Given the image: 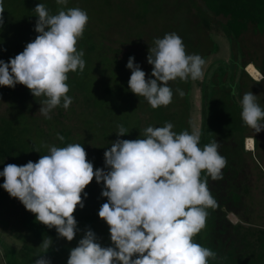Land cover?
<instances>
[{
    "label": "clouds",
    "instance_id": "1",
    "mask_svg": "<svg viewBox=\"0 0 264 264\" xmlns=\"http://www.w3.org/2000/svg\"><path fill=\"white\" fill-rule=\"evenodd\" d=\"M56 2L64 5L67 0ZM3 11L0 0V25ZM34 11L38 16L34 30L39 35L8 62L0 60V86L22 84L34 97H46L39 112L50 119L49 113L62 99L64 109L72 104L67 95V73L82 72L85 67L84 52L77 51L76 44L88 16L79 8L50 15L42 3ZM154 44L147 56L154 79L146 80L134 57H129L126 67L132 73L128 82L131 92L145 97L155 109L171 103L169 81L202 79L205 60L198 54H186L176 33L155 39ZM177 92L184 95L180 89ZM241 105L245 124L257 133L264 130L260 123L264 110L256 95L245 93ZM118 128V136L127 132L122 125ZM172 129L173 124L166 122L163 127L144 129V139H117L104 153L107 171H94L79 143L51 146L49 154L41 155L37 162L6 165L0 172L2 187L35 214L36 221L54 227L60 237L72 241L77 230L73 214L78 205L84 207L81 194L94 178L103 182L101 194L107 202L98 216L109 225L114 247H101L95 233L87 230L78 246L70 250L67 264H208V258L215 259L216 253L193 242V237L206 225V209L216 207L217 202L200 175L206 171L213 180L221 179L227 160L218 153L217 140L201 150L198 132L177 134ZM51 244L47 238L39 247L46 253ZM35 264H50V260L43 255Z\"/></svg>",
    "mask_w": 264,
    "mask_h": 264
},
{
    "label": "rangeland",
    "instance_id": "2",
    "mask_svg": "<svg viewBox=\"0 0 264 264\" xmlns=\"http://www.w3.org/2000/svg\"><path fill=\"white\" fill-rule=\"evenodd\" d=\"M115 2L122 3L123 8L131 9L134 0L125 2L115 0ZM161 7L163 10L159 15H156L154 7H151L146 23L143 24L138 23L137 19L130 14L125 15L121 11L108 14L107 18L111 22L109 26L102 21L99 22L93 16L89 19L96 39L101 43L106 54L121 58L130 53L134 57V63L146 73V80L155 78L152 76L153 66L147 61L149 49L155 46V39H162L166 34L176 33L183 41L186 54H198L205 60L202 79L177 78L168 82L173 95L170 104L161 106V119L153 116L146 102L139 107V113H136L138 123L133 136H118V130L116 131L107 120L103 122L102 118H100L101 122L98 121L99 118L97 120L92 107L87 105L81 95L72 98V104L68 109L63 110L62 115L58 114L56 107L49 113L51 118L46 119L39 112L40 103H35L31 107V115L45 131L51 134V139L54 141L59 128L69 130L74 138L85 139L89 152L99 160L97 169L107 171L104 153L111 148L112 143L117 139H144V129L149 126L163 127L166 122H170L173 124L172 131L177 134L187 130L190 134L195 131L200 135V111L203 99L201 85L208 92L212 90L214 92L211 98L212 111L207 123L209 143L215 140L219 142L218 153L226 158L227 164L221 170V179L213 180L205 172L207 187L217 202L216 207L206 209L208 215L203 229V247L216 253L215 259L208 258V264H264V250L260 252L248 250V247L259 248L258 242H254L257 237H251L253 233L247 234V229L237 230L234 226L260 227L264 221L262 219L264 218L262 216L264 214V171L262 172L256 166L252 153L244 148L245 144L241 141L244 135L245 138L242 140L245 142L246 135L259 138L264 134L263 130L257 133L255 129L247 126L242 120L241 113H237L236 109L237 105L242 106L243 95L252 92L256 95V102L264 110V80L254 81L263 76L255 66L261 63L264 56V35L249 25L237 40L228 42L214 26L223 18L207 10L202 0H163ZM199 13L208 18L213 25L212 30L207 31L202 26ZM209 37L216 42L214 48L217 47V50L214 53L209 50L211 49ZM189 38L191 42L188 41ZM230 54L235 59L233 62L230 61ZM250 62H253L255 66ZM249 64H252L262 76L251 75L250 69H247ZM241 66L246 74H242ZM235 82L240 83V87L236 85L237 83L233 85ZM177 89L182 90L184 95L180 96ZM229 90L231 91L230 99L234 95L237 102L234 106L226 97V92ZM232 109H234L233 112ZM5 114H7V107L2 101L0 116ZM260 123L264 124L262 121ZM258 154L257 148V156ZM257 162L259 163V159ZM93 183L95 194L100 198L102 206L107 202V198L101 194L104 184L97 183L95 178ZM22 205L16 199L8 206L0 208V264H11L12 258L9 256L11 254L15 255L22 264H30L28 257L31 255L37 259L45 255L50 260V264H67L70 255L67 249H72L70 245L73 248L77 247L85 234L77 233L75 240L72 241L63 238L52 239V244L45 253L39 247L43 240L36 239L21 224ZM252 208L256 210L245 211ZM92 231L96 235V242L101 247H114L110 239L109 225L99 216L96 217ZM235 236H243L245 240H238ZM248 240L250 244L246 243ZM256 258H262V261Z\"/></svg>",
    "mask_w": 264,
    "mask_h": 264
},
{
    "label": "trees",
    "instance_id": "3",
    "mask_svg": "<svg viewBox=\"0 0 264 264\" xmlns=\"http://www.w3.org/2000/svg\"><path fill=\"white\" fill-rule=\"evenodd\" d=\"M162 2L163 0H134L135 7L133 8L132 5L130 9L123 8L122 3L117 4L115 0H67L64 5L57 4L56 0H2L4 11L2 13L3 25H0V60L8 62L10 58L21 53L27 43L34 41L39 35L34 30L38 19L37 13L34 11L37 4H44L50 15H56L61 10L67 11L69 8H79L85 11L88 22L83 36L78 39L76 44L77 51L84 52L82 58L85 61V67L82 72L77 69L75 72L67 73L66 83L69 87L67 95L71 98L81 95L87 105L92 107L99 122L107 120L116 131H119L118 125H122L127 129L123 136L132 137L137 129L138 117L136 113H139V107L147 102L148 110L157 119L162 118V108L160 106L154 109L145 97L137 96L131 92L128 82L132 73L126 67L129 57H132L131 54H125L121 58L116 55H107L101 43L97 41L89 19H91L90 16H93L99 22L102 21L106 26H109L111 22L107 18L108 14L121 11L125 15L130 14L137 19L138 23L143 24L146 23L151 7H154L156 15L162 13ZM202 2L207 10L215 16L223 18L214 26L228 42L237 40L249 25L264 35V0H202ZM198 16L202 26L207 31L212 30L213 25L208 18L201 13ZM209 40L211 47L209 50L214 53L217 50V47L214 48L216 42L211 37ZM188 41L191 42V38ZM185 44L188 45L186 42ZM203 51H205V47ZM230 58L231 62L235 60L232 54H230ZM243 67L241 66V72L246 74ZM255 67L264 75V56L261 63ZM234 84L239 86L240 83L235 82ZM201 90L203 99L201 101V131L198 147L203 150L204 145L209 144L210 140L207 123L212 111L211 98L214 92L212 90L208 92L202 85ZM230 96L231 91L229 90L226 92V97L234 106V103L237 102L234 95L231 99ZM44 99H46L44 96L34 97L31 91L22 84H16L14 88L0 86V102H5L7 107V114L0 116V172L8 164L23 166L29 161L37 162L41 155L49 154L51 146L62 148L69 143H79L84 147L87 160L93 164L95 171L99 166V160L89 152L85 139L74 138L70 135L69 130L59 128L54 141L51 139V134L45 131L31 115V107L35 103H41ZM241 108L242 106L237 105V113H241ZM63 110L62 99L60 106H57L58 114L62 115ZM100 118H102L101 121ZM103 128H105L104 125ZM58 135L64 137L63 141L58 138ZM205 172H201L200 179L202 181L205 180ZM3 183L4 177L0 176V208L8 206L17 199L11 197L3 189ZM84 193L87 195L85 196ZM84 193L81 194L84 207L81 208L78 205L73 214L77 221L76 234L79 232L85 234L87 230H94V222L101 207L100 198L95 194L93 181L86 186ZM20 221L22 226L38 240L62 238L54 227L48 228L36 221L35 214L26 210L24 205H22ZM203 229L193 237V242L201 246L204 244ZM70 248L73 249L71 245ZM67 251L70 254V250L67 249ZM9 256L12 258L11 264H22L15 255ZM36 259L32 255L28 257L30 264H35Z\"/></svg>",
    "mask_w": 264,
    "mask_h": 264
},
{
    "label": "crops",
    "instance_id": "4",
    "mask_svg": "<svg viewBox=\"0 0 264 264\" xmlns=\"http://www.w3.org/2000/svg\"><path fill=\"white\" fill-rule=\"evenodd\" d=\"M250 63H253V62H250ZM253 65H254V63H253ZM261 80L262 81L264 80V75L262 76L261 79H258V80L254 79L255 82H259ZM262 122L264 123V120H262ZM263 134H264V130H263ZM246 138H251V142L252 143H251V146L250 147H247L246 141H245L244 144H245L246 147L244 146V148L248 152L252 153V156H253L254 162L256 163V166L259 167L260 170L263 172L264 170H262V169H264V135L261 136V137H259V138L258 137L255 138V137H253V135H246ZM257 148L259 149L258 156H257ZM258 159H259V163L260 164L257 162ZM255 210L256 209L252 208V209H246L245 211L246 212H253ZM262 216L264 217V214ZM262 219H264V218H262ZM234 226L237 228V230L242 229V228L243 229H247V231H246L247 234L253 233V235L251 237H257L256 239H254L255 240L254 242H258L259 248H256V249H253L252 248V249H250L248 247V250H250L252 252L253 251L260 252L261 250H264V221L262 222V225L260 227H254V226L250 227V226H243V225L242 226L234 225ZM235 237H237V236H235ZM237 238H238V240H245V238L243 236H238ZM246 243L250 244V241L248 240ZM256 260L262 261V258H258V259L256 258Z\"/></svg>",
    "mask_w": 264,
    "mask_h": 264
},
{
    "label": "bare ground",
    "instance_id": "5",
    "mask_svg": "<svg viewBox=\"0 0 264 264\" xmlns=\"http://www.w3.org/2000/svg\"><path fill=\"white\" fill-rule=\"evenodd\" d=\"M248 66V68L247 69H250V73H251V75H255V77L257 76V77H261L262 75H261V73L252 65V64H249V65H247ZM245 69H246V67H245ZM251 138H247V140H246V145H247V147H250L251 146ZM246 147V146H245Z\"/></svg>",
    "mask_w": 264,
    "mask_h": 264
},
{
    "label": "flooded vegetation",
    "instance_id": "6",
    "mask_svg": "<svg viewBox=\"0 0 264 264\" xmlns=\"http://www.w3.org/2000/svg\"><path fill=\"white\" fill-rule=\"evenodd\" d=\"M244 138H245V136H243V137H242V139H244ZM242 143H244V141H243V140H242Z\"/></svg>",
    "mask_w": 264,
    "mask_h": 264
}]
</instances>
